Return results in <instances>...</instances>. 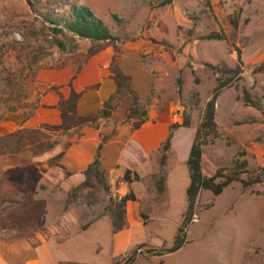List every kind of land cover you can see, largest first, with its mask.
<instances>
[{
	"label": "rangeland",
	"instance_id": "374dc122",
	"mask_svg": "<svg viewBox=\"0 0 264 264\" xmlns=\"http://www.w3.org/2000/svg\"><path fill=\"white\" fill-rule=\"evenodd\" d=\"M26 1L0 0V246L9 258L33 255L42 241L37 233L43 226L57 229L65 224L56 238L61 240L66 229L77 233L83 225L103 220L84 237L85 248L102 244V264H130L133 258L132 264H264V0H173L165 6V0H61V5L54 0L55 14L87 7L116 39L78 38L75 53H62L51 39L30 35L29 29L41 23ZM59 6L64 10L56 9ZM35 56L41 57L37 64ZM111 57L113 66L127 74L141 75L144 67L152 73L151 86L133 78L142 99L150 88L152 100L177 104L180 121L175 124L184 117L191 119L189 127L172 129L177 147L166 151L164 164L165 143L161 154L152 157L156 165L144 166L149 174L141 177L132 172L129 181L124 171L113 179L120 176L129 183L131 200L140 202L145 216L130 249L114 260L110 259L116 232L112 220L121 212L120 203L111 200L110 190L93 177L88 183L93 188L77 183L70 188L66 180L71 182L68 176L73 174L67 175L62 161L71 147L84 145V137L102 128L103 144L119 136L118 127H129L128 134L134 131L133 121L129 123L124 114L125 101L134 104L132 96L117 100L116 121L107 125L103 119L84 123L74 109L78 97L71 94L66 99L61 92V83L71 79L72 84L90 59L104 63ZM61 72L66 77L60 81ZM9 73L15 89L23 88L27 94L19 103L13 102L18 96L11 93ZM227 80L230 84L217 102L221 135L204 150L203 173L210 177L219 169L234 168L236 159H247L242 178L262 176L263 181L249 188L234 182L219 196L202 190L185 244L170 253L188 209L191 178L185 157L207 102L219 83ZM50 91L61 96L63 123L21 128L26 123L22 117L32 118ZM147 102H141L142 111ZM118 138L119 144L108 145L101 155L96 150L100 172L103 154L111 156L115 149L126 147L128 136ZM49 212L53 216L43 225V215ZM125 223L122 231L127 236L130 225L126 219Z\"/></svg>",
	"mask_w": 264,
	"mask_h": 264
},
{
	"label": "crops",
	"instance_id": "0c3cea01",
	"mask_svg": "<svg viewBox=\"0 0 264 264\" xmlns=\"http://www.w3.org/2000/svg\"><path fill=\"white\" fill-rule=\"evenodd\" d=\"M88 62L89 63H87L82 69L83 71L79 75V77L75 78L72 81L73 85L69 84V81L71 79L65 83H61V85H63L61 92L63 93L66 99L71 96L73 90L79 95L77 101V109L75 111L76 116L79 118L88 117L92 114L97 113L103 107L104 103L112 95H114L118 89L117 82L114 77V69L116 68V66L119 65L114 64L115 66H113L114 62L112 60V57L109 61L105 60L104 63H100L99 60L97 62L92 61V59H90V61ZM121 71L124 74L131 76L132 81L134 78V82L135 77L137 78V76L139 77V80L149 85L151 84V80L153 79L152 73L145 67L143 68V73H141V75L127 74L122 69ZM74 72L75 70L72 67L70 71V73L72 74L71 78L74 77ZM65 75L66 73L61 72L60 75H58L60 76L58 77V79H60V81L64 80L66 77ZM148 90V93L144 95L143 92L142 94L145 96L143 97V100L151 99V103L149 104V119L142 125L140 129L134 130L131 134H128L129 127H118L120 131L119 136L114 137V140L111 139V141L103 145L102 149H99L100 145L103 144L101 136L102 133H104V128H102L96 133L88 134L86 137H84L81 141L82 143H84V145L77 144L71 147V149H69V151H67L66 154L63 155L62 161L63 166L66 167L65 170L67 172V175L68 173L73 174L71 176H68V179H71V182L70 180H66V183L68 182L70 184V188L72 187V184L75 185L76 183L81 188L86 186L93 188V185L88 184L90 181L86 172L91 166L97 167L99 165H95L94 163L96 150L98 149V153H100L101 155V151L103 150L104 152V148H106L112 143H116L118 145V137L125 135L128 136V141L124 150H121V148H119L118 150L115 149L111 156H104V154L102 155L104 170L101 172H107V176L105 175V178L109 177L111 180L109 185L108 180L106 178L107 185L110 188L115 176L123 175V173H125L124 171H130L131 173L137 172L141 177L143 173L149 174L147 170L149 171L150 169H144V166L149 165V163L153 164V162L156 165V160H153L152 157L161 154L160 151L163 144L171 135L172 125L175 124L178 120L180 121V119L177 115L178 106L174 103V101L166 100L164 102H161L156 99V97L152 100L150 88H148ZM57 93L58 92L50 91L43 98V100L41 101V106L38 108L32 118H29L28 116V118H25L24 116L22 117V119H25L24 121H26L25 126L21 127L22 122H18L19 124L16 123V127H42L46 125L62 124L63 114L62 110L58 106L61 96L59 93ZM219 109L220 106L217 105V123L220 126ZM120 113L121 112L119 111V114ZM116 115L117 113L115 114V116ZM230 115H233V113L231 112ZM115 116L111 119H103L104 123H107V125H114V122L116 121ZM132 121L133 120H129L128 122L132 123ZM183 128L187 127H181L180 129ZM73 129H75V127ZM12 131V128L9 126V133H11ZM175 133L173 135L171 146L173 151H176L177 147ZM91 142H93L92 145ZM82 147L84 148L85 152L79 149ZM59 151L61 152L58 153H63V150ZM189 156L190 153L185 157L186 162L188 161ZM178 165L179 164H177L175 172L179 169ZM58 169L60 170L59 167ZM97 182L100 185H103L99 181ZM169 187L170 186L168 185V188ZM140 205V202L137 203L135 200L129 199L126 206L125 214V219L127 222H129L130 225L128 228V235H124L122 231L125 227L122 230L112 233L114 238V247L113 245L112 247L109 246L113 252L111 253L110 257L111 260L117 259L120 256L125 255L126 252L130 249L133 241H135L136 228L138 227V224L143 223L140 222V220H142L144 216V214H142L140 210ZM50 216H53L52 212H49V214L44 213L43 225H45L46 219L48 217L50 218ZM101 221L103 220H96L94 222L85 224L80 229L81 231H77V233L72 232V230L69 231V229H66V236L63 237L61 240H57L56 238L58 237V233H61V230H63L62 225L65 224H61V226L59 225L57 229L50 228V225L43 226L39 230L40 232L37 233L38 237L42 238V241L34 251L33 255H21L17 258L12 259L9 258L7 253L4 252L0 246V264H102L103 259L99 257L100 254H102V250H104L102 244L97 242L95 246H87L85 248L86 244L84 241V237L88 236L90 231L94 229Z\"/></svg>",
	"mask_w": 264,
	"mask_h": 264
},
{
	"label": "trees",
	"instance_id": "16d2710c",
	"mask_svg": "<svg viewBox=\"0 0 264 264\" xmlns=\"http://www.w3.org/2000/svg\"><path fill=\"white\" fill-rule=\"evenodd\" d=\"M53 1L54 0L26 1V3L29 5V8L35 13V17L37 18L36 20L41 23V26L35 25L36 27L29 29L31 36L34 35L39 37L42 35L46 37V39H51L52 45L56 46L62 53H75L79 49V45L77 43L78 38L94 42H107L116 40L112 36L110 29L105 24V22L97 18L87 7H75L73 10H65L63 13L55 14L53 12ZM60 1L61 0H57L58 3H56L61 5ZM172 1L173 0H165L162 5H169L172 3ZM56 9L64 10L63 6L56 7ZM46 54L48 53H45V55ZM40 61L41 57L35 56L34 63L37 64ZM230 71L235 72L236 70ZM114 72V77L118 86L117 92L104 103L103 107L97 113L79 119L84 123H94L102 119H111L117 113V100H127L132 96L134 99V104L132 105L128 103V100L125 101L124 114L127 116V120H133V129L138 130L149 119V102H151V99H148L147 108L145 107L142 111L141 102L143 99L134 89L131 76L124 74L119 66H116ZM229 84L230 83L228 80L221 81L219 83L211 99L206 104L202 121L198 127V130L196 131L190 156L187 161L191 178L190 185L187 189L188 209L184 214L183 223L180 227V234L176 240V245L172 248L170 253L178 251L185 244L187 239V230L196 214L197 200L202 190L211 191L214 195L219 196L234 182H241L245 188H249L263 181L262 176L250 178L248 180L242 178V174L248 167L247 159H236L234 162V168L230 170L226 168L219 169L215 175L210 177L205 176L203 173L204 150L209 144L215 143L221 135L219 125L217 123V102L222 91ZM9 85H13V87H11V93L16 92V96H18L13 100V102H21V100H23L27 94L23 92V88H20L19 90L15 89L16 84L15 79H13V73H9ZM179 92L180 94L182 93L181 85ZM72 96L73 98L79 97V95L74 90L72 92ZM77 101L74 103L75 111L77 109ZM136 118L139 120L135 121ZM190 125V117H184L183 123L173 124L172 129H176L177 127H189ZM173 135L174 133L171 132V135L164 144L165 154L162 155V164H164V161L167 157L166 151H168L172 146ZM103 145L104 144H101L99 149H102ZM243 155L245 154L243 153ZM86 173L88 178L95 177L101 184L105 185L106 189H110L106 183L105 174L100 172L98 167L91 166ZM130 173V171H127L126 173V177L129 179V181H131ZM160 190L164 191V186H161ZM129 199H126L120 203L119 210L121 212H116L117 215L113 220V225L116 231L122 230L126 225L125 214ZM133 261H135L134 258L130 264H132Z\"/></svg>",
	"mask_w": 264,
	"mask_h": 264
},
{
	"label": "built area",
	"instance_id": "2783aa9c",
	"mask_svg": "<svg viewBox=\"0 0 264 264\" xmlns=\"http://www.w3.org/2000/svg\"><path fill=\"white\" fill-rule=\"evenodd\" d=\"M131 196V190L129 188V184L117 177L113 183H111L110 187V198L113 201L118 203H122L126 199H129Z\"/></svg>",
	"mask_w": 264,
	"mask_h": 264
},
{
	"label": "water",
	"instance_id": "95a60500",
	"mask_svg": "<svg viewBox=\"0 0 264 264\" xmlns=\"http://www.w3.org/2000/svg\"><path fill=\"white\" fill-rule=\"evenodd\" d=\"M98 164H99V160H96L95 165H98Z\"/></svg>",
	"mask_w": 264,
	"mask_h": 264
}]
</instances>
